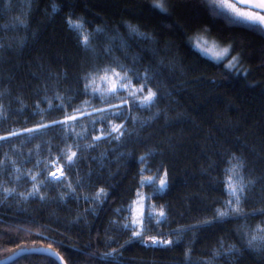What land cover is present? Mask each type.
I'll return each mask as SVG.
<instances>
[{"label":"trees","instance_id":"16d2710c","mask_svg":"<svg viewBox=\"0 0 264 264\" xmlns=\"http://www.w3.org/2000/svg\"><path fill=\"white\" fill-rule=\"evenodd\" d=\"M152 4L0 0V136L48 125L0 140V261L19 249L48 247L66 264H264V249L248 245L264 227V33L227 24L200 0H171L167 13ZM68 19L83 21L82 34ZM127 25L145 35H129ZM198 34L231 44V53L220 61L202 55L193 46ZM232 57L238 60L230 70ZM107 64L136 70L138 84L147 74L156 93L150 108L137 119L104 109L72 129L51 124L82 106L88 76ZM108 119L123 122L119 139ZM70 149L77 157L66 166ZM53 161L63 167L60 182L42 174ZM238 161L240 174L255 183L246 185L240 214L213 219L229 199L228 169ZM13 165L23 169L14 175ZM155 171L167 173L166 184L146 188L145 233L171 244L146 245L145 236L119 223ZM33 176L38 191L26 195ZM100 189L106 194L88 210L82 196ZM10 264L58 263L25 254Z\"/></svg>","mask_w":264,"mask_h":264},{"label":"snow or ice","instance_id":"6c2138e0","mask_svg":"<svg viewBox=\"0 0 264 264\" xmlns=\"http://www.w3.org/2000/svg\"><path fill=\"white\" fill-rule=\"evenodd\" d=\"M29 3H31V0H28ZM201 3L206 4L208 6L212 7V15L213 16H219L223 17L224 21L229 25H235L238 23H247L250 26H253L254 30L258 29L260 32L264 33V0H235L233 3H229L228 0H200ZM171 3V0H153L152 7L155 9H158L162 13H167L169 11L168 5ZM226 9V11H225ZM247 9V10H245ZM52 10L53 12L58 10V5L53 2L52 3ZM69 27L77 32H80L82 34L83 29V21L82 20H72L68 19L67 21ZM132 32H136L135 28H131ZM207 32V29L204 30ZM139 35H145L143 33H138ZM90 35H83L82 44L85 47H90ZM194 47L201 52V54H211V58L220 61L226 56H228L232 51V45L229 44L227 47H224L223 49L217 50V45L215 42H213L211 45L209 42L204 39L201 36L197 37V43L194 45ZM238 60V57H232V60L229 61V63L226 65V67L230 70L235 69L236 62ZM121 72H123V77L121 76ZM128 69H124L121 66V71L118 72L115 69L111 70L112 76L116 78L117 80L122 78H128ZM108 70H105V76L101 77V79L107 78ZM137 76L139 74H136ZM145 83L141 84L140 87L133 89L129 92V95L132 97H136V94L138 92L142 93L144 92L145 87L147 86V82L149 80V77L147 74L145 75ZM129 83H131V80L129 79ZM127 87V85L124 84H113L112 88H110L108 91L115 93L117 87ZM87 87V86H86ZM156 98V93L149 89L147 91L146 95H143L140 99L141 106H149L151 105ZM126 102V101H125ZM133 103H135V99L133 100ZM113 108H119V105H112ZM95 112H103L104 109H94ZM0 115H3V113H0ZM83 115V113H81ZM76 116H68L65 120L60 121H51V124H67L68 121L76 120ZM38 128H45L48 127V125H38ZM122 128V125H114L112 128L113 132L120 133V130ZM37 129H23V131L31 133L33 131H36ZM122 134V133H121ZM18 135L16 132H10L8 133V136H15ZM8 136H0V140H6ZM120 137L117 136L116 139H119ZM94 140H100V136H96L93 138ZM77 157V152L70 151V153L67 155L66 159V166H71ZM63 159V157H61ZM243 162L238 161L236 164L232 166L231 169H228L230 175L228 176L227 180V192L229 195V199L226 201L225 207L221 210L218 209L216 212L215 217L216 218H222L224 216H227L229 214H240L242 212L241 208V202L243 199H246V185L254 184L255 181H247L245 178L240 174V169L243 167ZM51 178L55 182H60L65 178V173L63 170V167L60 169H57L56 172H53L50 174ZM166 177L167 173L163 177H161L159 183L161 188H163L166 184ZM35 178V177H34ZM150 179V178H149ZM6 192L8 191H14L13 189H5ZM38 191L37 188L34 187L33 192ZM104 189H100V191L96 194V199L99 200L102 195H105ZM264 211V210H261ZM159 216L163 217L165 216V213L163 210L159 212ZM140 223L139 220H133V224ZM203 223H209V221H203ZM128 225L125 224L124 227H127ZM142 235L141 231H134L133 236L134 237H140ZM152 243H161V244H171L172 241L170 240H163L159 241L156 238H152ZM249 247H255L257 250L264 249V227H261L260 225L257 226V234L252 235L251 239L248 241ZM116 251L115 249L113 250ZM231 251V249L229 250Z\"/></svg>","mask_w":264,"mask_h":264},{"label":"rangeland","instance_id":"374dc122","mask_svg":"<svg viewBox=\"0 0 264 264\" xmlns=\"http://www.w3.org/2000/svg\"><path fill=\"white\" fill-rule=\"evenodd\" d=\"M125 28H127L129 35L140 36L138 34L139 32L137 30H136V32L131 31V28H133L132 26L127 25V26H125ZM105 34H107V33L105 32ZM198 36H201L204 39H206L210 45L213 42H215L213 40L208 39L203 34H198L193 39V46L197 43V37ZM114 39L115 38H113L112 40H114ZM216 45H217V50L223 49L225 47V46L219 45L218 43H216ZM202 55H204L208 58H211L210 53L209 54H202ZM110 56H111V58H114V54H111ZM225 58H223V59H225ZM211 59H213V58H211ZM213 60H215V59H213ZM231 60H232V58H229L227 61V64ZM215 61H217V60H215ZM111 64H107L104 68H102V69L100 68L97 70V72H94L88 76L86 84H85L86 97H85V100L83 101L82 106L80 108H78L76 111H74L73 113L66 114V116L62 120H65L66 117H68V116H76L77 119L72 120V121H68V123L66 125L62 124L63 126H65V127L71 126V129H72V128H74V126H73L74 123L77 120H79L80 118H82L84 115H88L90 113H96L93 110L96 109L94 106L97 102H100L102 104L101 109H109L110 110L109 114H111V115L120 114V116H122L124 114L125 118L132 117L133 119H137V116L140 114L141 110H144L145 108H147V109L150 108L149 107L150 105L149 106H141V103H140V99L142 98V96L146 95L147 91L149 90V88H147V86L145 87L144 92H142V93L138 92L136 94L135 98L129 95L130 91H132L135 88L140 87L141 84L145 83V82H141L140 84L135 83V81L142 80L140 75H138V76L136 75V74H138V72L136 70H132L130 67H127L126 65H120V64L111 65ZM236 64H237V62H236ZM121 66L124 69L129 70L128 78H122V79L117 80L116 78H114L112 76L111 70L115 69L116 71L120 72ZM106 69L108 70L107 78L101 79V77L105 76V70ZM121 76L123 77V72H121ZM129 79L131 80V83H129ZM114 83L117 85L124 84V85H127V87H119L118 86L115 93L109 92L108 90L110 88H112ZM134 99H135V103H133ZM114 100H115V102L111 103V101H114ZM112 105H119L120 107L119 108H113V107H111ZM81 113H83V115H81ZM107 121L110 125L111 130H112L114 125H122L120 133L113 132V131L111 132V134L115 135V138L117 136H120L122 131L124 130L123 122L117 124L114 121H112L111 119H108ZM32 129L39 130L41 128H38L36 126V127H33ZM14 132H16L18 134L19 133H28L25 131H14ZM99 136H101V135H99ZM70 151H74V150L73 149L68 150L67 155L70 153ZM49 166L50 167L43 166L41 171L45 177L48 176V178H50L52 180L50 174L53 172H56L57 169H60L61 167L59 166L57 161H53L51 164H49ZM13 168H14V171H13L14 175L19 173L20 169H23L22 166H14V165H13ZM27 170L28 171L25 172L24 176H28L29 173L31 172V169H27ZM34 177L35 176L31 177L28 181V184H26V186H23L24 187V189H23L24 194L29 195L31 193H34L33 192L34 187L37 188L38 184L32 182V181H35ZM161 177H163V176L159 171L158 172L157 171L152 172L148 177H146V179H145L146 181L143 184V187L145 189L140 190L138 192L137 197L127 206V208L124 209V213L118 217L120 227L125 229V230H128L129 232H131L132 235H133L134 231H141L142 235L140 237L145 236V238H146V241L144 240L145 243L146 242L152 243L151 238L149 239L147 236L148 234L145 233L147 230L146 222L150 221V203H149L150 197H149V193L147 194V192H146V188H149L150 191H155L157 189H160L161 186H160L159 181H160ZM71 190L74 191L73 188H71ZM99 191H97L91 197L86 196L85 194L82 196V199H84L86 201V204H84V206L88 210L93 209V202L94 201H98L95 197ZM101 197H100V199H101ZM133 220H139L140 223L133 224ZM125 224H127L128 226L124 227Z\"/></svg>","mask_w":264,"mask_h":264},{"label":"water","instance_id":"95a60500","mask_svg":"<svg viewBox=\"0 0 264 264\" xmlns=\"http://www.w3.org/2000/svg\"><path fill=\"white\" fill-rule=\"evenodd\" d=\"M235 2V0H232ZM25 254H38V255H44L53 258L58 264H66L65 260L62 258V256L54 251L51 248L48 247H36V248H30V249H19L4 260L0 261V264H10L14 260L20 258L21 256Z\"/></svg>","mask_w":264,"mask_h":264},{"label":"built area","instance_id":"2783aa9c","mask_svg":"<svg viewBox=\"0 0 264 264\" xmlns=\"http://www.w3.org/2000/svg\"><path fill=\"white\" fill-rule=\"evenodd\" d=\"M148 238L150 239L151 238V240H152V238H156L157 240H159V241H163L164 239H162V238H157V237H150V236H148ZM145 241H146V238L144 239ZM167 240V239H166ZM145 241H144V244H146V245H157V244H161V243H156V244H153V243H149V242H146L145 243Z\"/></svg>","mask_w":264,"mask_h":264},{"label":"bare ground","instance_id":"6f19581e","mask_svg":"<svg viewBox=\"0 0 264 264\" xmlns=\"http://www.w3.org/2000/svg\"><path fill=\"white\" fill-rule=\"evenodd\" d=\"M143 242V241H142Z\"/></svg>","mask_w":264,"mask_h":264}]
</instances>
